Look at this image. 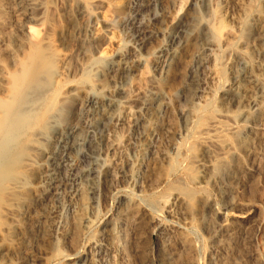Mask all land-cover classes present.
<instances>
[{"label": "rangeland", "instance_id": "374dc122", "mask_svg": "<svg viewBox=\"0 0 264 264\" xmlns=\"http://www.w3.org/2000/svg\"><path fill=\"white\" fill-rule=\"evenodd\" d=\"M81 1L83 0H39L37 6L27 9L24 0H0V109L7 107L4 104L11 101L13 92L29 77L25 68L35 60L39 67L36 74L42 75L48 88L58 89L55 90L56 109L51 113L52 119H49L52 123H42L39 128L44 133L49 126V129L54 127V119H57L59 113L69 117L71 123L80 122L83 128L84 121L94 112L89 107L81 111L80 101H77L71 111L67 109L73 102V96L66 100L69 89L57 87L60 70L57 50L64 49L71 54V65H74L83 51L92 52L98 45L99 40H94V33L99 29H107L113 40L114 53L137 51L149 77L135 74L124 82L116 79L111 65V60L116 56L108 54L98 58L90 67L86 76L90 77L87 78L88 85L84 83L80 86L84 90L90 88L96 95L109 96L122 82L126 90L122 89L127 92L124 93L126 97L120 95L119 101L126 107L121 106L122 111L129 107L131 110L136 109L134 111L139 109L142 115L144 112L143 116H148L147 110L140 109V101L146 95L139 92V87L143 82L148 83L147 77L159 78L161 69L158 62L165 59V51L160 49L169 48L176 43L173 39L176 21L184 22L193 11L203 14L206 3L205 0H113L109 11L98 5L94 8L93 16H90L79 12ZM206 1L212 5L218 1L227 15L237 17L240 14V7L235 3L229 4L228 0ZM255 1L262 5L264 2ZM30 26L38 31L37 39H31L26 29L24 30V27ZM85 27L89 29L87 33L83 31ZM46 36L49 40L44 39ZM203 47L206 50L209 45L204 44ZM210 47L213 49L214 46ZM214 49L220 54L221 61L224 62L222 65L226 67L225 64L232 59L227 56L226 51L223 52L225 48L218 45ZM220 51L226 55L223 57ZM254 60L263 62L264 57L255 54ZM236 68L239 67L235 65V70ZM191 70L196 81L198 80L192 89L201 88L197 83L207 80L206 72L195 62L192 63ZM101 84L105 86L101 87ZM220 85L210 83L208 90H217ZM196 89L193 90L196 94H192L191 98L195 104L204 103L205 99H211L212 93L216 92L214 90L209 94L208 91L201 97L202 94L199 95ZM77 95H80L81 101L85 97L82 92ZM184 95V90L178 92L173 114L164 111L161 113L162 121L166 124L169 122L171 127L149 140L150 150L142 157L145 165L159 161L161 168L155 178L158 180L157 184L150 186L145 183L144 178L150 174L146 168L142 167L135 172V164L139 159L137 144L143 139L138 116L131 117L130 120H112L101 125L91 134L98 145L88 149L89 157L79 165L77 184L72 183L61 190L59 203H56L57 211L54 213L56 219H61L59 227H54L51 232L53 235L46 238L40 232L44 228L40 216L49 206L38 200L35 192L31 193L34 189L32 172L24 165L25 157L31 149L41 148L44 144L37 142L36 137H23L21 144L11 152L12 155L20 152L21 158L7 169L5 167L6 171L10 169L7 172L9 178L4 183L0 182V264H157L156 258L161 251L172 256L171 264H186L184 258H189L192 264H222L224 260L230 264H264V118L258 123L261 138L255 146V160L246 165L247 174L243 180L228 184L226 178H221L217 181L203 180L193 185L194 199L198 201L194 200L193 207L200 205L202 199H205L213 205L214 211L221 213L218 217L209 210L204 218L205 226H200L199 222L174 207L169 195V188L175 181L187 183L183 167L166 177V160L161 157L162 151H165L171 157L178 155L175 162L182 161L179 166L186 163L184 155L183 158L180 156L183 153L177 151L179 154H175L173 146L189 140L188 126H184L186 119L181 112L188 107ZM122 111L121 115L124 113ZM170 142L172 144L169 146ZM92 170L96 171L92 174H96L95 177L90 176ZM164 177L166 181L162 180ZM11 180L18 181L23 190H12ZM91 182L95 184V191L93 199L88 202L82 196H91L87 193ZM26 197L33 199L32 204L23 203L22 200ZM130 199L136 201L141 219L122 226L117 215ZM149 199L157 201L156 207L147 203ZM68 200L73 202V206H65ZM17 207L26 214L15 212ZM13 211L18 218L16 223L12 219ZM81 214L92 220L85 231L80 229ZM152 217L155 221L148 228L147 221ZM222 225L228 226L230 232L226 233ZM111 229L119 235L116 243L111 242L106 235ZM177 231L186 234L191 240L187 253H182L178 247L174 235Z\"/></svg>", "mask_w": 264, "mask_h": 264}, {"label": "bare ground", "instance_id": "6f19581e", "mask_svg": "<svg viewBox=\"0 0 264 264\" xmlns=\"http://www.w3.org/2000/svg\"><path fill=\"white\" fill-rule=\"evenodd\" d=\"M228 1L229 4L235 3L240 7V14L237 17L227 15L222 6L217 3L218 1L212 5L205 0L203 14L193 11L188 14V19L184 22L176 21V29L173 35L176 43L170 45L169 48L160 49L165 51V53L163 52L165 59L158 62L161 69L159 78H148V71L144 69V63L139 59L137 51L114 53L113 40L107 29H99L94 33V40H99L98 45L92 52L83 51L82 56L75 60L74 65H71V54L64 49L57 50L59 52L56 54L60 61L57 87L69 89L66 92L68 96L66 100L73 96L71 98L73 102L71 106L69 104L70 108L67 109L71 111L77 101H80L79 108L81 111H84L85 107L93 108V115L84 121L85 127L83 128L80 126V122L71 123L69 117L59 113V116L53 114L58 116V121L56 118L54 119L56 123L53 128L49 129V126V131L46 128V133L39 129L42 123L47 124L52 119L51 113L55 112L53 110L55 99H57L55 94L57 93H55V88L52 90V87H47L48 84L43 82L42 75L36 74L39 67L35 60L26 66L25 69L29 77L24 82L22 81L19 86L17 84L18 87L16 86L17 89H14L13 98L4 104L7 107L0 109V182L2 183L9 178L7 172H10V169L6 171L7 167L21 158V156L19 157L20 152L16 151L19 153H17L18 155H12L11 152L13 149H17L23 137H36L37 142L45 145L41 148H32L24 161L25 167L31 169V177L34 181V189L31 193L35 192L36 198L49 206L40 216L44 226L40 231L43 237L52 236L51 232L54 227L58 229L61 219H56L54 213L57 211L56 203H59L61 190L72 183L77 184L79 165L85 158L89 157L87 156L88 149L96 148L98 145V142L94 140L96 138L92 137L91 134L95 128L101 125L108 124L112 120H130L131 117L138 116L141 121L143 139L137 144L139 159L135 164V172L140 171L142 167L146 168L150 174L144 178L145 183L150 186L157 184L158 180L155 178L159 174V168H161L159 161L145 165L142 157L150 150L149 140L171 127L168 125L169 122L166 124L162 121L161 113L164 111L170 115L173 114L176 96L181 90L185 91L184 100L186 104L188 103V107H185V110L181 112L186 119L185 124L187 125L184 124V126H188V131H186L189 132L187 134L189 140L186 139L185 142L176 143L177 145L173 146L175 154H179V151L183 153L180 156L183 158L184 155L186 163L184 166H179L182 161L180 163L175 162L178 155L174 157L172 154L173 157H171L165 151H162V155H160L166 160L164 161L167 168L166 177L183 167V172L188 181L187 183L175 181L169 188V195L173 200L174 207L192 220L199 222L200 226H205L204 218L209 210L215 216H221V213L218 210L214 211L213 205L205 199H202L200 205L198 204L199 207H197L198 205L193 207L196 199H194L193 185L199 181H217L221 178H226L228 184L240 179L243 180L247 174L246 165L255 160V146L261 138L258 123L264 118V61L257 62L254 60L255 54L264 57V2L263 5L261 3L260 5L255 0ZM38 2L39 0H24L27 9L37 6ZM112 4L113 0H83L80 11H78L93 16L96 6L99 5L109 11ZM25 29L31 39L38 38V31L34 27H24ZM83 31L87 33L88 27H85ZM44 39L49 40V37L46 36ZM204 44L209 45L206 50L203 47ZM218 45L224 47L223 52L226 51L227 56L232 59L231 61L227 57L230 62L225 64L226 67L222 65L224 63L221 61L222 57L214 49ZM210 46H214L213 49H210ZM108 54L116 56L111 60L113 77L116 79L119 78L120 81L124 82L130 80L135 74L148 76H146L147 81L149 80L148 83L143 82V85L139 87V92L145 94L146 98L143 97L144 100L140 101L141 108L137 107L147 110L148 116H143L144 112L142 115V111L139 112V109V111H134L136 109L131 110L129 107L122 111L123 108H126L119 101L120 95L125 96L124 93L126 92L123 90L125 87H123L122 82L116 88L114 87V91L109 96L96 95L90 91V88L84 90L80 86L88 83L90 77L88 76L87 79L86 76L90 67L97 62L98 58ZM226 54L221 52L223 57ZM40 61L43 60L40 59ZM194 62L204 69L207 80H200L201 82L197 83L198 87L201 88L194 87L192 89L198 81H196L191 70V65ZM234 64L239 68L235 70ZM85 72H87L86 75ZM210 83H213L214 86L215 84L221 85L217 90H211L212 92L216 91L212 93L211 99H205L204 103L195 104L196 102L191 100L192 94H196L193 90L197 88L196 92L199 95L201 93V97L203 93L208 91L210 94L211 91L208 90ZM104 86L105 84H101V87ZM80 92L85 94L82 101L80 95H77ZM215 103L217 104L214 105ZM121 111L124 112L122 115ZM78 119L80 120L81 117L79 116ZM50 123L48 124L50 125ZM171 144L170 142L169 146ZM171 148L173 149V147ZM23 149L22 147L21 150ZM95 172L92 170L90 176L96 175H92ZM63 173L65 178L61 176ZM166 177L162 180L166 181ZM13 180H11L12 184L10 183L12 190L16 192L19 188L22 189L23 186H20L18 181L13 182ZM94 191L95 184L91 182L87 191L88 195L91 194V196H84L83 194V200L90 202V199H93ZM145 199L147 198L145 197ZM149 200L147 203L150 206L153 207L157 204L156 200ZM22 201L32 204L33 199L26 197ZM196 202L198 203V201ZM82 204L84 203L82 202ZM65 206L71 207L73 202L68 200ZM15 209H17L15 212L21 215L26 214L18 207ZM11 215L13 221L18 222L14 211ZM80 217V229L85 231L91 225L92 220L84 214H81ZM117 218L121 220L122 226L141 219V214L136 208V201L134 199L128 200L122 210L118 212ZM154 221L153 217L147 221L148 228ZM228 226L222 227L226 233L230 232ZM106 235L114 243L119 239L118 233L112 229ZM174 235L181 252L187 253L191 245L190 238L178 231ZM171 258L172 256L161 251L156 258V263L171 264ZM184 262L192 264L189 258H184ZM222 264L230 263L224 260Z\"/></svg>", "mask_w": 264, "mask_h": 264}]
</instances>
